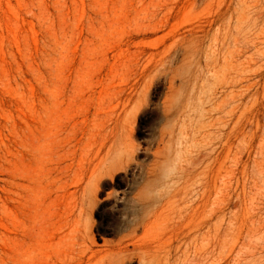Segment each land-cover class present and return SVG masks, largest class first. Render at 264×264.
Returning <instances> with one entry per match:
<instances>
[{
  "label": "rangeland",
  "instance_id": "rangeland-1",
  "mask_svg": "<svg viewBox=\"0 0 264 264\" xmlns=\"http://www.w3.org/2000/svg\"><path fill=\"white\" fill-rule=\"evenodd\" d=\"M0 264H264V0H0Z\"/></svg>",
  "mask_w": 264,
  "mask_h": 264
}]
</instances>
